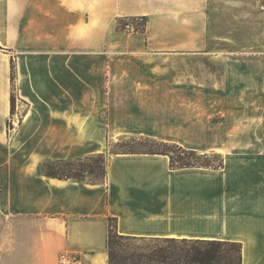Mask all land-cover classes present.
Returning a JSON list of instances; mask_svg holds the SVG:
<instances>
[{"label": "crops", "instance_id": "crops-1", "mask_svg": "<svg viewBox=\"0 0 264 264\" xmlns=\"http://www.w3.org/2000/svg\"><path fill=\"white\" fill-rule=\"evenodd\" d=\"M114 2L4 0L0 264H60L61 253L108 264L111 223L132 238L235 242L240 264H264V0ZM123 13L146 15L147 30H116ZM205 54L221 65L216 82L169 69ZM15 105L24 115L8 131ZM126 136L222 162L172 166L167 153L109 149ZM96 154L100 180L38 169Z\"/></svg>", "mask_w": 264, "mask_h": 264}, {"label": "rangeland", "instance_id": "rangeland-1", "mask_svg": "<svg viewBox=\"0 0 264 264\" xmlns=\"http://www.w3.org/2000/svg\"><path fill=\"white\" fill-rule=\"evenodd\" d=\"M124 2V7L134 8L135 0H115V4ZM111 2V1H110ZM138 3V0H137ZM117 6V5H116ZM114 13L121 12L118 9H113ZM4 13V0H0V17H3ZM124 14V13H123ZM132 22L135 29L127 28L126 25ZM111 26L118 31L131 33L136 31H145L148 26V18L146 15H131L124 14L114 17V20L110 22ZM207 53V52H206ZM178 76L187 79L199 80L204 83L211 84L216 82L220 78L221 65L219 61L213 58L212 54H205L204 57L190 56L185 59H178L172 62V66L169 67ZM24 106L15 105L12 112L20 114V121L24 115ZM19 126V125H18ZM7 128V124H6ZM8 130V128H7ZM16 130V129H15ZM10 131V130H8ZM14 131V130H13ZM111 151H154V152H166L174 164H193L204 166H218L221 164V155L215 152H209L201 154L198 152H191L187 149L179 147L175 144H162L156 140L144 138L140 136H126L117 139L109 147ZM104 156L101 154L87 156L81 159H73L67 161H45L39 166V171L42 173H55L56 175H71L80 177L85 180H100L104 178ZM111 227V233L109 237L108 248L111 252L114 261L132 264L138 259L144 260L142 255H150L154 253L158 248V244L152 238H130L126 236L118 235L113 223ZM236 246L235 245H223L219 250L223 253L230 252L231 256L236 261ZM163 251H180V248L171 250V248H164Z\"/></svg>", "mask_w": 264, "mask_h": 264}, {"label": "trees", "instance_id": "trees-1", "mask_svg": "<svg viewBox=\"0 0 264 264\" xmlns=\"http://www.w3.org/2000/svg\"><path fill=\"white\" fill-rule=\"evenodd\" d=\"M13 104V96L11 98ZM160 142V141H158ZM162 144H169L166 142H160ZM171 144V143H170ZM180 147V146H179ZM185 150V149H184ZM191 152H196L193 150H188ZM154 152V151H153ZM166 153V152H162ZM67 161V160H65ZM172 166H189L193 164H174L170 159ZM220 165V164H219ZM48 175L58 176V177H71L74 179H82L80 177L71 175H56L55 173H48ZM103 175L105 172L103 170ZM112 227V226H111ZM111 227L108 233L107 248L109 247V237L111 233ZM119 235V234H118ZM132 238V237H130ZM141 239V238H140ZM158 244V248L154 253L144 256V260L138 259L132 264H240L241 261V246L238 243L215 240V239H176V238H152ZM223 245H235L236 246V261L234 262L233 257L230 252L223 253L219 250ZM164 248H171V250H176L180 248V251H163ZM108 264H124L120 262H115L108 248Z\"/></svg>", "mask_w": 264, "mask_h": 264}, {"label": "built area", "instance_id": "built-area-1", "mask_svg": "<svg viewBox=\"0 0 264 264\" xmlns=\"http://www.w3.org/2000/svg\"><path fill=\"white\" fill-rule=\"evenodd\" d=\"M261 8H263V6H261ZM126 27L131 28V30L135 29L134 24L132 22L128 23ZM20 117L21 115L16 113V111L8 116L6 121L8 130L13 131L18 127ZM59 262L60 264H73L65 253L60 254Z\"/></svg>", "mask_w": 264, "mask_h": 264}]
</instances>
